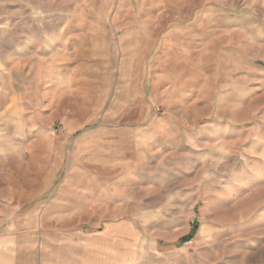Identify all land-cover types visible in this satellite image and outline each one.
<instances>
[{
	"label": "rangeland",
	"instance_id": "1",
	"mask_svg": "<svg viewBox=\"0 0 264 264\" xmlns=\"http://www.w3.org/2000/svg\"><path fill=\"white\" fill-rule=\"evenodd\" d=\"M109 110L146 135L135 264H264V0H0V264Z\"/></svg>",
	"mask_w": 264,
	"mask_h": 264
},
{
	"label": "crops",
	"instance_id": "2",
	"mask_svg": "<svg viewBox=\"0 0 264 264\" xmlns=\"http://www.w3.org/2000/svg\"><path fill=\"white\" fill-rule=\"evenodd\" d=\"M98 64L106 72V63L98 60ZM121 74L119 86H127L125 71ZM103 105L100 102L99 106ZM122 115L109 110L98 130L76 135L71 125L65 126L63 137L73 140L72 162L65 177L52 184L56 188L53 196L40 209L44 225L37 264L138 261V244L134 242L138 232L132 221L136 217L133 188L148 183L143 182L144 165L132 162L128 156L133 152L140 158L146 135L139 124L141 119L130 125Z\"/></svg>",
	"mask_w": 264,
	"mask_h": 264
}]
</instances>
